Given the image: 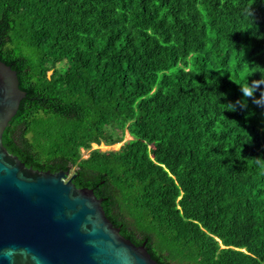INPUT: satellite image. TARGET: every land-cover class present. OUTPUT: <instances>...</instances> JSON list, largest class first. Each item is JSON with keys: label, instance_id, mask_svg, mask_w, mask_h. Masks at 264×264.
Segmentation results:
<instances>
[{"label": "trees", "instance_id": "trees-1", "mask_svg": "<svg viewBox=\"0 0 264 264\" xmlns=\"http://www.w3.org/2000/svg\"><path fill=\"white\" fill-rule=\"evenodd\" d=\"M0 62L27 167L69 171L158 264H264V113L217 103L264 76V0H0Z\"/></svg>", "mask_w": 264, "mask_h": 264}, {"label": "water", "instance_id": "water-1", "mask_svg": "<svg viewBox=\"0 0 264 264\" xmlns=\"http://www.w3.org/2000/svg\"><path fill=\"white\" fill-rule=\"evenodd\" d=\"M25 97L17 72L0 62V264H158L69 171L34 170L5 148L3 134Z\"/></svg>", "mask_w": 264, "mask_h": 264}, {"label": "clouds", "instance_id": "clouds-1", "mask_svg": "<svg viewBox=\"0 0 264 264\" xmlns=\"http://www.w3.org/2000/svg\"><path fill=\"white\" fill-rule=\"evenodd\" d=\"M252 25L255 28L252 17ZM241 98L234 103L229 102L226 104L219 103L220 97L217 98L218 105H224L223 111H247L249 101L264 113V76L259 79L248 81L240 88Z\"/></svg>", "mask_w": 264, "mask_h": 264}, {"label": "rangeland", "instance_id": "rangeland-1", "mask_svg": "<svg viewBox=\"0 0 264 264\" xmlns=\"http://www.w3.org/2000/svg\"><path fill=\"white\" fill-rule=\"evenodd\" d=\"M132 140V138L129 136V134H125L124 136V140L122 143H119V144H116V145H113V146H106L104 144H101V145H92V150H99V151H102V152H107V151H118L120 149V147L127 141H130ZM88 155V152H84L83 151V156L86 157Z\"/></svg>", "mask_w": 264, "mask_h": 264}]
</instances>
